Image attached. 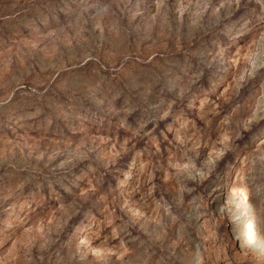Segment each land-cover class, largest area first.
Wrapping results in <instances>:
<instances>
[{
    "label": "rangeland",
    "instance_id": "374dc122",
    "mask_svg": "<svg viewBox=\"0 0 264 264\" xmlns=\"http://www.w3.org/2000/svg\"><path fill=\"white\" fill-rule=\"evenodd\" d=\"M0 264H264V0H0Z\"/></svg>",
    "mask_w": 264,
    "mask_h": 264
}]
</instances>
